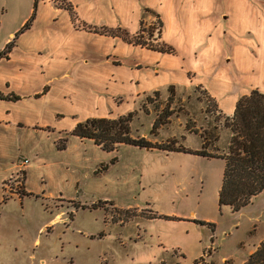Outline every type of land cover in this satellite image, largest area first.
Listing matches in <instances>:
<instances>
[{
  "label": "rangeland",
  "instance_id": "obj_1",
  "mask_svg": "<svg viewBox=\"0 0 264 264\" xmlns=\"http://www.w3.org/2000/svg\"><path fill=\"white\" fill-rule=\"evenodd\" d=\"M3 2L0 48L33 6V0ZM155 12L142 21L155 28L145 35L148 43L159 46L163 28L159 37ZM168 88L104 115L133 111L132 136L151 143L199 151L205 138L208 152H225L231 116L220 113L203 86ZM70 133L56 141L43 136L37 153L20 155L27 158H0L17 161L2 182L0 264H243L264 239V190L239 212L218 206L222 160L124 145L106 153ZM63 139L67 148L57 151ZM25 160L27 188L40 195L22 197L28 165L23 178L14 176Z\"/></svg>",
  "mask_w": 264,
  "mask_h": 264
},
{
  "label": "crops",
  "instance_id": "obj_2",
  "mask_svg": "<svg viewBox=\"0 0 264 264\" xmlns=\"http://www.w3.org/2000/svg\"><path fill=\"white\" fill-rule=\"evenodd\" d=\"M149 10L170 53L126 41ZM7 12L0 0V29ZM16 34L0 59V94L19 98L0 100V158L37 153L43 136L56 141L87 119L124 116L104 114L166 87L203 86L227 117L241 97L264 94V0H33L0 53ZM16 163L0 164V215ZM28 167L25 193L40 195L27 188Z\"/></svg>",
  "mask_w": 264,
  "mask_h": 264
},
{
  "label": "trees",
  "instance_id": "obj_3",
  "mask_svg": "<svg viewBox=\"0 0 264 264\" xmlns=\"http://www.w3.org/2000/svg\"><path fill=\"white\" fill-rule=\"evenodd\" d=\"M67 9V7H66ZM34 13L27 24L19 33L24 32L30 27ZM158 19L157 34L161 36V22ZM152 28V29H151ZM155 28L148 26L141 21L140 29L136 35L126 41L132 45L140 46L148 50L160 53H170L171 49L162 44L152 46L148 43ZM105 33H108L106 31ZM110 35L115 36L114 32L109 31ZM14 39L9 42L0 53V59L8 54L14 45ZM148 36V37H145ZM173 87L168 88L171 91ZM19 98L14 95L4 96L0 94V100H13ZM135 113H129L115 119L94 118L87 119L76 124L70 135L81 140L90 141L94 146L106 153L114 152L118 147L131 146L139 149H156L170 153L199 155L204 158H217L224 162V170L221 186L218 192V206L228 207L233 212H239L248 206L252 199L264 190V94L252 91L249 95L241 97L236 104L233 115L225 122V127L230 131V138L225 152L210 153L207 151L206 139L203 138L201 150L191 151L184 147H174L151 143L143 137H133L131 134V122ZM155 121L152 129H155ZM67 140H59L55 143L57 151H65ZM117 161L112 158L111 164ZM102 171L106 170L103 166ZM97 170L95 174L101 172ZM22 193V192H21ZM32 197V194H22V197ZM38 198V197H37ZM203 226L205 223H196ZM243 264H264V240L259 243L254 252L249 255Z\"/></svg>",
  "mask_w": 264,
  "mask_h": 264
},
{
  "label": "built area",
  "instance_id": "obj_4",
  "mask_svg": "<svg viewBox=\"0 0 264 264\" xmlns=\"http://www.w3.org/2000/svg\"><path fill=\"white\" fill-rule=\"evenodd\" d=\"M26 165H28V161L25 160L23 165L19 167V169L17 170V173L15 174V179H20V178H23V173H24V169L26 167ZM21 182V181H20ZM19 181L17 182V185L18 183H20ZM5 187L9 188L8 185H5Z\"/></svg>",
  "mask_w": 264,
  "mask_h": 264
}]
</instances>
